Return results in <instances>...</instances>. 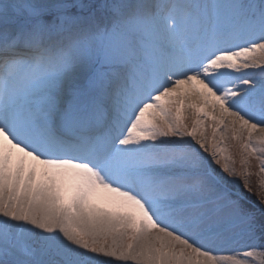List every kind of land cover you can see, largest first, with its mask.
Here are the masks:
<instances>
[{"label":"snow or ice","instance_id":"snow-or-ice-1","mask_svg":"<svg viewBox=\"0 0 264 264\" xmlns=\"http://www.w3.org/2000/svg\"><path fill=\"white\" fill-rule=\"evenodd\" d=\"M0 264H264V0H0Z\"/></svg>","mask_w":264,"mask_h":264},{"label":"rangeland","instance_id":"rangeland-1","mask_svg":"<svg viewBox=\"0 0 264 264\" xmlns=\"http://www.w3.org/2000/svg\"><path fill=\"white\" fill-rule=\"evenodd\" d=\"M255 178H253L254 180ZM250 195V198L253 200V201H256L257 197L254 195V194H249Z\"/></svg>","mask_w":264,"mask_h":264}]
</instances>
